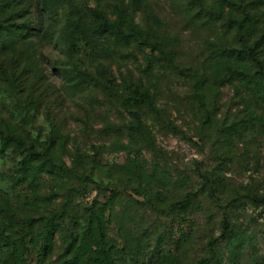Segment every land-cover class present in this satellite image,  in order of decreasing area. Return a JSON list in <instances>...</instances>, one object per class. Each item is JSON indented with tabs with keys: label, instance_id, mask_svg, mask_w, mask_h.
Wrapping results in <instances>:
<instances>
[{
	"label": "rangeland",
	"instance_id": "1",
	"mask_svg": "<svg viewBox=\"0 0 264 264\" xmlns=\"http://www.w3.org/2000/svg\"><path fill=\"white\" fill-rule=\"evenodd\" d=\"M0 130V264H264V0H0Z\"/></svg>",
	"mask_w": 264,
	"mask_h": 264
},
{
	"label": "trees",
	"instance_id": "2",
	"mask_svg": "<svg viewBox=\"0 0 264 264\" xmlns=\"http://www.w3.org/2000/svg\"><path fill=\"white\" fill-rule=\"evenodd\" d=\"M93 46H95L94 43ZM250 53L251 55L255 54L254 51H250ZM254 59L257 60L256 57ZM134 93L135 96L128 99L129 104L139 105V104L147 103L148 105L154 107L152 96L148 91L136 89ZM0 137L5 143L14 141L17 142L19 145L23 146V141L19 137L13 134L6 135L2 130H0ZM255 198L258 201H264V197L255 196ZM185 204H186L185 201L180 203V205L182 206H184ZM97 231L99 233V241L96 244L95 249L91 251V256L85 264H114V258L111 253V248L108 249L107 247L108 245L106 242V236H107L106 227L102 221H99L97 226ZM72 264H74V262Z\"/></svg>",
	"mask_w": 264,
	"mask_h": 264
}]
</instances>
